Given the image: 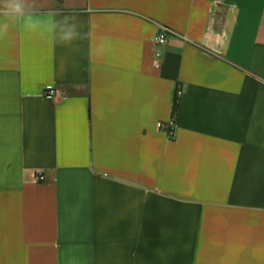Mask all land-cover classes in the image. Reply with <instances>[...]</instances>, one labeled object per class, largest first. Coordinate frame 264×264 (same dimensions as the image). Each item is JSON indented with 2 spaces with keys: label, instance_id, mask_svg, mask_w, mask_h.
I'll return each mask as SVG.
<instances>
[{
  "label": "crops",
  "instance_id": "obj_1",
  "mask_svg": "<svg viewBox=\"0 0 264 264\" xmlns=\"http://www.w3.org/2000/svg\"><path fill=\"white\" fill-rule=\"evenodd\" d=\"M26 4L0 15V264H264V0Z\"/></svg>",
  "mask_w": 264,
  "mask_h": 264
},
{
  "label": "clouds",
  "instance_id": "obj_2",
  "mask_svg": "<svg viewBox=\"0 0 264 264\" xmlns=\"http://www.w3.org/2000/svg\"><path fill=\"white\" fill-rule=\"evenodd\" d=\"M0 15L10 19L25 17V24L28 27H34L31 13L27 11L26 0H4L2 8H0ZM9 27L6 21L0 22V36L4 35ZM59 30V38L63 42H68L74 39L78 33L76 26L69 24L67 18L64 21L51 22V30Z\"/></svg>",
  "mask_w": 264,
  "mask_h": 264
},
{
  "label": "built area",
  "instance_id": "obj_3",
  "mask_svg": "<svg viewBox=\"0 0 264 264\" xmlns=\"http://www.w3.org/2000/svg\"><path fill=\"white\" fill-rule=\"evenodd\" d=\"M169 36H174V32L168 28H162L159 33L156 35L154 39V47H155V52H154V66L156 69H159L162 64V49L167 46V39ZM54 90L49 89L46 93V96L52 97L54 95ZM168 139L170 141L175 139V134H174V122H170L169 125V130H168ZM36 180L38 182H41L44 180V177L42 174H37L36 175Z\"/></svg>",
  "mask_w": 264,
  "mask_h": 264
},
{
  "label": "trees",
  "instance_id": "obj_4",
  "mask_svg": "<svg viewBox=\"0 0 264 264\" xmlns=\"http://www.w3.org/2000/svg\"><path fill=\"white\" fill-rule=\"evenodd\" d=\"M179 103H180V91H179V89H177L176 92H175V95H174L172 114H171L173 122H174V120L176 118V114H177V111H178Z\"/></svg>",
  "mask_w": 264,
  "mask_h": 264
}]
</instances>
